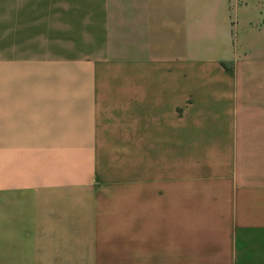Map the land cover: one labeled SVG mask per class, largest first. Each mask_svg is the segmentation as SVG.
Returning <instances> with one entry per match:
<instances>
[{
  "label": "crops",
  "instance_id": "0c3cea01",
  "mask_svg": "<svg viewBox=\"0 0 264 264\" xmlns=\"http://www.w3.org/2000/svg\"><path fill=\"white\" fill-rule=\"evenodd\" d=\"M0 264H264V0H0Z\"/></svg>",
  "mask_w": 264,
  "mask_h": 264
}]
</instances>
